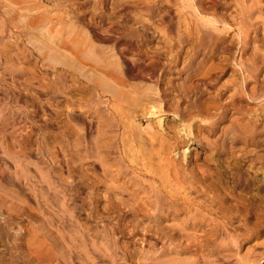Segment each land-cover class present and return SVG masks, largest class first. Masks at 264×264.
<instances>
[{
  "label": "rangeland",
  "instance_id": "rangeland-1",
  "mask_svg": "<svg viewBox=\"0 0 264 264\" xmlns=\"http://www.w3.org/2000/svg\"><path fill=\"white\" fill-rule=\"evenodd\" d=\"M0 264H264V0H0Z\"/></svg>",
  "mask_w": 264,
  "mask_h": 264
},
{
  "label": "bare ground",
  "instance_id": "bare-ground-1",
  "mask_svg": "<svg viewBox=\"0 0 264 264\" xmlns=\"http://www.w3.org/2000/svg\"><path fill=\"white\" fill-rule=\"evenodd\" d=\"M97 62V61H96ZM108 63V62H107ZM116 64V63H115ZM108 65V64H107ZM96 75V74H95Z\"/></svg>",
  "mask_w": 264,
  "mask_h": 264
}]
</instances>
